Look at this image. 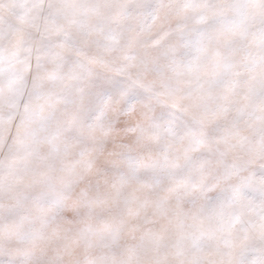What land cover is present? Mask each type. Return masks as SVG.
I'll return each mask as SVG.
<instances>
[{
    "label": "snow or ice",
    "instance_id": "1",
    "mask_svg": "<svg viewBox=\"0 0 264 264\" xmlns=\"http://www.w3.org/2000/svg\"><path fill=\"white\" fill-rule=\"evenodd\" d=\"M0 264H264V0H0Z\"/></svg>",
    "mask_w": 264,
    "mask_h": 264
}]
</instances>
